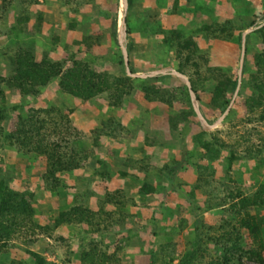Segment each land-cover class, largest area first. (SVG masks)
Listing matches in <instances>:
<instances>
[{
    "label": "rangeland",
    "instance_id": "1",
    "mask_svg": "<svg viewBox=\"0 0 264 264\" xmlns=\"http://www.w3.org/2000/svg\"><path fill=\"white\" fill-rule=\"evenodd\" d=\"M143 1L0 0V264H264V0Z\"/></svg>",
    "mask_w": 264,
    "mask_h": 264
},
{
    "label": "crops",
    "instance_id": "2",
    "mask_svg": "<svg viewBox=\"0 0 264 264\" xmlns=\"http://www.w3.org/2000/svg\"><path fill=\"white\" fill-rule=\"evenodd\" d=\"M196 1L200 2V3L202 2V4H203L202 6H206V7L201 8V10L200 9L198 10V7L195 6V3H193V2H196ZM215 1L218 2L220 0H145V1H143V5H144L143 9L144 8H147V10L154 9V3H156V2L160 3L159 6L163 5V7H157V9L162 8L164 15H163V17H161L159 15V17L169 20L170 19L169 17L172 16V19L175 20L176 23H178V25L183 27V26H188V25H190L193 22H196L198 20L202 21V22H204V21L206 22L207 20H209L208 19L209 14L213 15V12H214L213 10L215 8V4H213V3H215ZM209 2L211 3L210 7H208V5H206V3H209ZM217 6H220V5L217 4ZM127 7H128V0H127ZM219 8L221 10V8H223V5H221ZM168 11H169V13H168ZM170 13H171V15H170ZM122 19H124V24H125V22H126L125 14L123 15ZM117 43H118V45L120 46V48L122 50L121 44L119 43V34H118ZM124 45L126 47L127 61H128V58H129L128 57L129 56L128 55L129 54V47H128V42H127V37L126 36L124 38ZM129 60H130V58H129ZM128 68H129V63H128ZM138 72L139 71H137L136 73H133V72H131V73H133V74H143L142 72L141 73H138ZM137 78H139V77H137ZM62 229H64V228L61 227L58 230H59V232H62L61 236L64 237V235H63L64 234L63 233L64 230L62 231Z\"/></svg>",
    "mask_w": 264,
    "mask_h": 264
},
{
    "label": "water",
    "instance_id": "3",
    "mask_svg": "<svg viewBox=\"0 0 264 264\" xmlns=\"http://www.w3.org/2000/svg\"><path fill=\"white\" fill-rule=\"evenodd\" d=\"M121 2H122L123 11L125 12L126 9H127V0H121ZM123 24H124V19H122L121 23L119 24V32L118 33H119V43L121 44V47H122L123 61H124L127 73L129 75L133 76V77H139V78L154 77V76H158V75H162V74H173V75L177 76L188 87L190 98H191V102L193 104L194 110H195L197 116L199 117L201 123L203 125H205V127L211 128L212 126L207 124V122L202 117L201 113L199 112V107H198L197 99L195 97V93L192 90L190 82L187 79V77L185 76V74H183V73H181L179 71L173 70V69H169V68L158 69V70H154V71H151L149 73H143V74H133V73H131L129 71L128 61H127V52H126V47L124 45L125 29H124ZM245 36H246V32L243 33V35H242L241 55H240V61H239L238 82H237V87H236V90H235V93H234V97H235V95L238 92L240 81H241V74H242L244 54H245ZM231 103H232V101H231ZM231 103H230V105H231ZM230 105L227 107L225 113L229 110ZM223 116L218 120V122L221 121Z\"/></svg>",
    "mask_w": 264,
    "mask_h": 264
},
{
    "label": "trees",
    "instance_id": "4",
    "mask_svg": "<svg viewBox=\"0 0 264 264\" xmlns=\"http://www.w3.org/2000/svg\"><path fill=\"white\" fill-rule=\"evenodd\" d=\"M128 3H130V0H128ZM125 20H126V18H125ZM122 58H123V56H122ZM122 62H123V59H122ZM244 65V64H243ZM44 70H45V73L47 74L46 76H50L51 75V73H55V71L53 70V68L52 67H49V68H43ZM42 71V70H41ZM34 75H35V73H34ZM41 76H42V74H41ZM82 75H80L79 77H81ZM40 77V73H38V76H36L35 78L38 80V78ZM68 80H70L71 78H72V76H71V74H69L68 75ZM82 78V77H81ZM32 80H34V79H32ZM81 81H82V79H81ZM78 82V81H77ZM87 83L89 84V86H85V87H83V85H80L81 84V82L79 81V83H78V85H75L74 86V88H72V89H68L69 88V86H67V84L64 82H62V84H63V86L65 87V88H67L70 92L72 91V92H74L75 94L77 93L78 95H87V93H89L90 91V89L89 90H87V91H85V90H81V89H85V88H93V87H95L97 84H95V81H93V80H90V81H87ZM236 85H237V79H235L234 81H233V83H232V88L234 89L235 87H236ZM187 88V87H186ZM193 89V88H192ZM98 90H100V89H98ZM97 90V91H98ZM188 97H189V95H188ZM229 100V99H228ZM228 100L227 99H225L224 100V106H225V108L228 106ZM186 154L188 155V152L186 151ZM188 157H189V155H188ZM186 158L185 159H183V160H179V161H176L175 162V165H173V166H168L167 167V173H166V177H167V179H169L171 182H173L172 180H173V178L176 176V174L178 173V171L183 167V165H184V163L186 162ZM50 172V171H49ZM51 173V172H50ZM170 182V183H171ZM172 184V183H171ZM173 186V185H172ZM5 188H7L6 187V184H5V182L4 181H0V200H1V202H2V205H1V207H0V210L3 212V210H5L6 209V206H5V199L4 198H2L5 194H6V192H3L4 190L3 189H5ZM1 191L3 192V193H1ZM21 199V202H24L23 200L24 199H22V198H20ZM24 205V204H23ZM21 207H22V205H21ZM24 208V207H23ZM253 220V219H252ZM242 224L243 225H248V227L250 228V230H251V232L253 231V232H256L255 234H257V232H258V229H259V227H258V225L254 222L253 224H251L250 225V223L249 222H246V221H243L242 222ZM33 255H35V253H32ZM194 255H196V252L195 251H191V252H189V253H187L186 255H185V259H184V262L187 260H190V259H192L193 257H194ZM230 257L229 256H227L226 257V259H225V257H224V259L222 260V263H225V262H228V261H230ZM187 261L185 262V263H187ZM217 262L216 261H211V262H209V263H207V264H216ZM39 264H43L42 263V261H40V263Z\"/></svg>",
    "mask_w": 264,
    "mask_h": 264
}]
</instances>
